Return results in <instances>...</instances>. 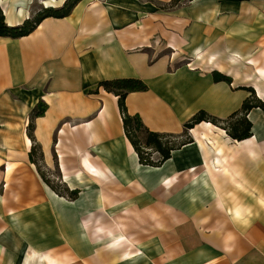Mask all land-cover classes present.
<instances>
[{"label":"crops","instance_id":"1","mask_svg":"<svg viewBox=\"0 0 264 264\" xmlns=\"http://www.w3.org/2000/svg\"><path fill=\"white\" fill-rule=\"evenodd\" d=\"M38 1L0 0L7 25L67 2ZM173 1L82 0L26 37H0V264H264V109L247 114L250 138L203 122L153 167L100 87L144 82L128 113L175 137L201 111L240 112L251 90L264 104V0Z\"/></svg>","mask_w":264,"mask_h":264},{"label":"trees","instance_id":"2","mask_svg":"<svg viewBox=\"0 0 264 264\" xmlns=\"http://www.w3.org/2000/svg\"><path fill=\"white\" fill-rule=\"evenodd\" d=\"M81 1L82 0H67V2L58 9L42 8L34 18L26 20L18 27H9L7 25L4 12L0 7V37H8L12 39L26 37L34 32L47 18L63 19L69 17ZM181 1L182 0H175L172 4L173 6H177ZM214 79L217 82L226 81L231 83L230 78L219 73H214ZM100 87L119 97V108L122 114L126 136L137 152L140 162L143 165L153 167L162 165L171 158L173 151L181 146L189 144L192 141L189 136V131L203 122L211 123L224 129L234 140L242 141L250 138L252 136V124L247 119V114L254 108L264 109V104L257 99L254 91L251 90L252 96L245 101L240 112L233 114L227 120H221L205 111H201L185 125L184 134L180 137H175L150 131L145 127L139 116H131L128 113L126 107L127 95L131 92H143L148 90V87L144 82L136 79H121L102 82ZM47 109L48 106L41 102L31 114L28 128L29 138L34 143L31 157L36 151H38V146L36 145L34 138L35 120L39 117H43ZM141 134L144 135V140H142ZM180 138L181 140H179ZM156 155H158L157 159L155 158ZM77 196V191L71 193V198L74 199Z\"/></svg>","mask_w":264,"mask_h":264},{"label":"rangeland","instance_id":"3","mask_svg":"<svg viewBox=\"0 0 264 264\" xmlns=\"http://www.w3.org/2000/svg\"><path fill=\"white\" fill-rule=\"evenodd\" d=\"M36 5H37V7L40 5L38 0H37ZM141 138H142V140H144V135L141 134ZM155 158L157 159L158 155H156ZM42 173H43L42 179L47 186H51L55 190H58V192L66 194V190H65L64 184H63V180L58 175L57 172H51V171L43 169Z\"/></svg>","mask_w":264,"mask_h":264},{"label":"bare ground","instance_id":"4","mask_svg":"<svg viewBox=\"0 0 264 264\" xmlns=\"http://www.w3.org/2000/svg\"><path fill=\"white\" fill-rule=\"evenodd\" d=\"M191 63V62H190ZM85 163H86V165L87 166H89V164H88V162L87 161H85ZM90 168V170L92 171V172H94L95 170L91 167V166H89ZM29 213V212H28ZM30 218V217H29ZM51 227H53V226H51ZM47 229V228H46ZM53 229H54V227H53ZM49 230H51V229H49ZM48 233V232H47ZM46 241H47V239H46ZM49 241V240H48ZM27 255V254H26Z\"/></svg>","mask_w":264,"mask_h":264}]
</instances>
